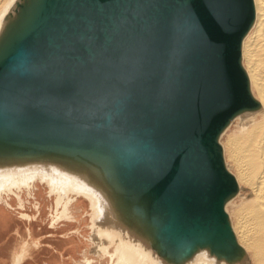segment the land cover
Returning a JSON list of instances; mask_svg holds the SVG:
<instances>
[{"label": "water", "instance_id": "1", "mask_svg": "<svg viewBox=\"0 0 264 264\" xmlns=\"http://www.w3.org/2000/svg\"><path fill=\"white\" fill-rule=\"evenodd\" d=\"M251 20L249 0H44L0 60V137L110 155L170 246L227 240L217 137L250 104Z\"/></svg>", "mask_w": 264, "mask_h": 264}, {"label": "bare ground", "instance_id": "2", "mask_svg": "<svg viewBox=\"0 0 264 264\" xmlns=\"http://www.w3.org/2000/svg\"><path fill=\"white\" fill-rule=\"evenodd\" d=\"M249 1L252 20L240 42L239 65L250 104L230 117L217 137L222 164L236 188L223 206L229 239L170 246L164 220L151 210L149 198L127 188L113 157L97 150L13 143L0 137V201L15 200L23 210V195L34 199L33 192L44 188L54 204L51 227L62 222L79 227L82 214L84 223L89 222L88 234L81 231L89 254L106 259V264H264V0ZM43 2L0 0V60L30 31ZM80 202L84 211L77 208ZM93 262L86 258L84 264Z\"/></svg>", "mask_w": 264, "mask_h": 264}, {"label": "crops", "instance_id": "3", "mask_svg": "<svg viewBox=\"0 0 264 264\" xmlns=\"http://www.w3.org/2000/svg\"><path fill=\"white\" fill-rule=\"evenodd\" d=\"M19 210L24 209L0 201V264H14L19 255L22 258L18 264H84L91 256L86 238L77 227L71 234H61L57 243H50V229L56 228L51 227V220L45 222L37 210L26 219ZM62 223L66 227L75 225ZM91 258L93 264H101L97 257Z\"/></svg>", "mask_w": 264, "mask_h": 264}, {"label": "rangeland", "instance_id": "4", "mask_svg": "<svg viewBox=\"0 0 264 264\" xmlns=\"http://www.w3.org/2000/svg\"><path fill=\"white\" fill-rule=\"evenodd\" d=\"M228 134V133H227ZM227 134H226V136L224 137V139H223V143L226 141V137H227ZM221 141V140H220ZM221 143V142H220ZM226 162V161H225ZM228 162V161H227ZM232 173V172H231ZM233 194V193H232ZM54 198H55V196H53L52 197V199H53V201H54ZM29 200V202L27 201V203H25V208H24V210L23 211H21V210H19V212H21V213H27V214H29V215H31V212H34V210H35V201H34V199H28ZM232 200H234V198L232 199ZM231 200V201H232ZM230 201V202H231ZM46 202H47V205L45 206V209H44V212H41V218L46 222H48L50 219H49V217H48V215H49V213H50V211L52 210V207H53V203L51 202V200H50V198H46ZM230 202L227 204V209H226V211H227V213H228V215H229V218H230V221H231V218L232 217H230V212H229V209L231 210V204H230ZM8 203L10 204V205H12L13 207H17L18 205H16V204H18V203H15L13 200H11V201H8ZM38 205V204H37ZM85 220L87 219V217H85L84 218ZM63 223H61V224H58L57 226H56V228L55 229H50V234H52L51 235V239H52V241L50 240V243H57L59 240H60V235L61 234H67V233H70L71 234V231H73L74 230V228H76V226H68V227H66L65 226V223H64V225H62ZM88 225H89V222H88V220L83 224V226L81 227L83 230L85 229L86 230V232L84 233V235H87L88 234V232H89V227H88ZM111 251H113V248L111 249ZM248 252V251H247ZM249 253V252H248ZM249 255H250V253H249ZM92 256H88L87 258H91ZM251 258V257H250ZM91 259H93V258H91ZM99 260H100V262H101V264L103 263V260H106V259H104V258H98ZM103 264H105V262L103 263Z\"/></svg>", "mask_w": 264, "mask_h": 264}, {"label": "flooded vegetation", "instance_id": "5", "mask_svg": "<svg viewBox=\"0 0 264 264\" xmlns=\"http://www.w3.org/2000/svg\"><path fill=\"white\" fill-rule=\"evenodd\" d=\"M33 195H34V201H35V211H36V207L38 208V211L40 213V216H41V212H44V209H45V206L47 205V202H46V198L47 197V191L42 188V187H38L34 192H33ZM23 198H24V201L25 203H27V201L29 202V198L26 197V195H23ZM15 203L16 201L13 200ZM38 204V205H37ZM25 205V204H24ZM78 209H85V204H83L82 202H80L77 206ZM27 214V213H26ZM78 217H79V220H81V226H77V225H74L76 226L77 228H80L82 233L84 234L86 231L83 230L81 227L83 226L84 224V220H82V214H78ZM106 264V263H105Z\"/></svg>", "mask_w": 264, "mask_h": 264}]
</instances>
